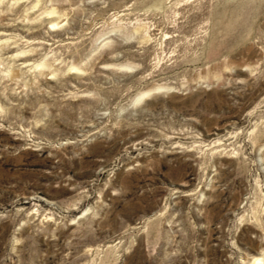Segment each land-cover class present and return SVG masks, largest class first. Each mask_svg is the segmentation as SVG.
<instances>
[{"label": "rangeland", "instance_id": "374dc122", "mask_svg": "<svg viewBox=\"0 0 264 264\" xmlns=\"http://www.w3.org/2000/svg\"><path fill=\"white\" fill-rule=\"evenodd\" d=\"M264 258V0H0V264Z\"/></svg>", "mask_w": 264, "mask_h": 264}, {"label": "bare ground", "instance_id": "6f19581e", "mask_svg": "<svg viewBox=\"0 0 264 264\" xmlns=\"http://www.w3.org/2000/svg\"><path fill=\"white\" fill-rule=\"evenodd\" d=\"M256 264H264V258H258Z\"/></svg>", "mask_w": 264, "mask_h": 264}]
</instances>
